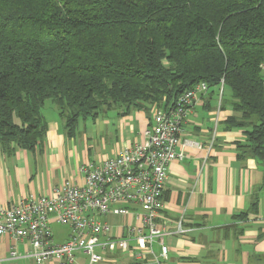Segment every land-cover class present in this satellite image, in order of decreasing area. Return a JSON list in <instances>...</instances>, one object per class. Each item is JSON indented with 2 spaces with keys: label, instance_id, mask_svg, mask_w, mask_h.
I'll return each mask as SVG.
<instances>
[{
  "label": "trees",
  "instance_id": "16d2710c",
  "mask_svg": "<svg viewBox=\"0 0 264 264\" xmlns=\"http://www.w3.org/2000/svg\"><path fill=\"white\" fill-rule=\"evenodd\" d=\"M264 0H0V149L33 152L110 110L227 89L238 156L264 162Z\"/></svg>",
  "mask_w": 264,
  "mask_h": 264
},
{
  "label": "crops",
  "instance_id": "0c3cea01",
  "mask_svg": "<svg viewBox=\"0 0 264 264\" xmlns=\"http://www.w3.org/2000/svg\"><path fill=\"white\" fill-rule=\"evenodd\" d=\"M153 110L133 109L125 114L110 110L90 120L88 126L78 124L76 134L69 138L50 105L44 110L47 129L38 148L33 152L16 149L9 155L0 149V205L50 196L65 181L82 184L78 167L101 163L126 146L142 142ZM233 115L229 92L220 96L218 91H208L182 125L181 139L197 146H186L184 159L168 168L158 223L172 234L163 238L168 253L160 264H264V162L238 156L236 144L243 142V132L224 124ZM100 221L111 236H119L133 220L108 215ZM178 229L181 233L177 234ZM68 235V228L63 227L54 233V241L61 243ZM11 250L16 259H10ZM153 250L158 256L159 245ZM31 253L26 240L0 239V264H36ZM105 256L107 261L98 264L133 263L118 251ZM88 263L87 256L77 253L71 263L50 259L44 264Z\"/></svg>",
  "mask_w": 264,
  "mask_h": 264
},
{
  "label": "built area",
  "instance_id": "2783aa9c",
  "mask_svg": "<svg viewBox=\"0 0 264 264\" xmlns=\"http://www.w3.org/2000/svg\"><path fill=\"white\" fill-rule=\"evenodd\" d=\"M260 70L264 77V64ZM206 92L207 86L201 83L168 109L153 107L144 140L101 163L80 165L82 184L65 181L50 196L20 198L0 205V239L9 236L14 243L26 240L36 264L50 259L71 263L77 253L87 256L88 264H98L107 261L106 253L117 251L131 257L132 264H149L147 258L160 264L168 253L163 238L172 234L158 223L164 209L162 195L168 168L184 159L186 146H197L181 139L182 125ZM108 215L133 221L125 226L123 234L111 236L108 226L100 221ZM52 224L68 228L65 241H54ZM176 233H181L180 229ZM155 244L160 247L158 256L154 254ZM16 258L11 250L10 259Z\"/></svg>",
  "mask_w": 264,
  "mask_h": 264
},
{
  "label": "rangeland",
  "instance_id": "374dc122",
  "mask_svg": "<svg viewBox=\"0 0 264 264\" xmlns=\"http://www.w3.org/2000/svg\"><path fill=\"white\" fill-rule=\"evenodd\" d=\"M224 92L225 93H227V92H229L227 89H225L224 90ZM51 105V103L50 102H48L47 104H46V106H45V108H44V110H45V112L47 111V109L49 108V106ZM90 122V120H88V121H86L85 123H82V122H80L79 124V126H80V128L85 124V125H87L88 126V123ZM61 229H63V227H59V226H53V232L56 234L59 230H61ZM55 240H57V239H55Z\"/></svg>",
  "mask_w": 264,
  "mask_h": 264
}]
</instances>
